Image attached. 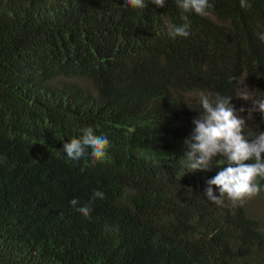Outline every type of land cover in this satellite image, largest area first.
Masks as SVG:
<instances>
[{"label": "trees", "instance_id": "trees-1", "mask_svg": "<svg viewBox=\"0 0 264 264\" xmlns=\"http://www.w3.org/2000/svg\"><path fill=\"white\" fill-rule=\"evenodd\" d=\"M247 2L200 16L177 0H0V264H264V177L218 205L207 181L226 158L189 172L185 156L201 95L237 110L244 80L264 98V0ZM254 113L249 139L264 132ZM88 128L106 157L69 159Z\"/></svg>", "mask_w": 264, "mask_h": 264}, {"label": "clouds", "instance_id": "clouds-1", "mask_svg": "<svg viewBox=\"0 0 264 264\" xmlns=\"http://www.w3.org/2000/svg\"><path fill=\"white\" fill-rule=\"evenodd\" d=\"M125 3L133 9L143 10L149 3L157 7H165L166 0H125ZM177 6L183 12H194L200 16L208 15V9L212 7L209 0H177ZM240 7L250 9L251 4L247 0H240ZM182 19L188 20L187 16ZM190 25L169 26L170 37H188ZM259 39L264 41V33L259 34ZM244 81V80H243ZM238 81L237 84H242ZM240 89V88H239ZM238 98L252 101V107L245 109L241 107L239 112H248V119H252L254 112L264 114V98H253L245 86L240 89ZM232 97L217 95L214 99L201 95L200 104L202 114L199 119H194L195 128L190 139L186 140L189 151L186 152L187 167L191 171L210 170L213 160L216 157H224L227 165L207 181V199L218 205L223 204L225 196L233 203H243L246 198L258 194L259 187L254 181L257 177H264V132H260L254 139H249L245 134L247 125L245 119L241 118L235 106L231 103ZM109 147L108 139L94 134L92 128H88L82 138L71 139L64 144L63 151L69 159L79 160L88 155L91 149V156L96 160H103L106 157V150ZM252 161V163H246ZM216 166V165H215ZM219 167V166H217ZM213 186L219 190V196L214 194ZM94 197L104 198V193L94 192ZM71 205L77 207L79 201L72 199ZM84 216H88L91 209L78 207Z\"/></svg>", "mask_w": 264, "mask_h": 264}, {"label": "rangeland", "instance_id": "rangeland-1", "mask_svg": "<svg viewBox=\"0 0 264 264\" xmlns=\"http://www.w3.org/2000/svg\"><path fill=\"white\" fill-rule=\"evenodd\" d=\"M244 87H245L244 84H241V85H240V89H243ZM240 91H241V90H239V93H240ZM251 93H252V92H250V95H251ZM251 96H252V95H251ZM241 107H243V108H245V109H250V108L252 107L251 100L245 101V100L240 99V101L238 102V109H237L238 114L240 115L241 118H243V119L246 120V119L248 118V112H247V111H245V112H239V109H240ZM252 116H253V118H255L256 114L253 113Z\"/></svg>", "mask_w": 264, "mask_h": 264}]
</instances>
